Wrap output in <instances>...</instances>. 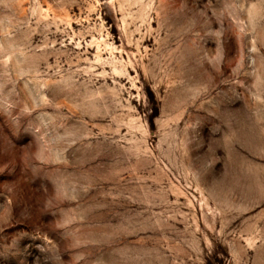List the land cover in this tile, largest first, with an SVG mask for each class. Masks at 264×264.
<instances>
[{
	"label": "rangeland",
	"instance_id": "374dc122",
	"mask_svg": "<svg viewBox=\"0 0 264 264\" xmlns=\"http://www.w3.org/2000/svg\"><path fill=\"white\" fill-rule=\"evenodd\" d=\"M0 264H264V0H0Z\"/></svg>",
	"mask_w": 264,
	"mask_h": 264
}]
</instances>
